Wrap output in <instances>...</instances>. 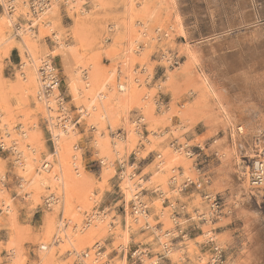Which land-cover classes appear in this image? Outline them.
I'll return each mask as SVG.
<instances>
[{"label":"rangeland","instance_id":"obj_1","mask_svg":"<svg viewBox=\"0 0 264 264\" xmlns=\"http://www.w3.org/2000/svg\"><path fill=\"white\" fill-rule=\"evenodd\" d=\"M48 1L43 31L32 24L29 0L20 7L25 14L12 4L5 14L0 1V14L11 22L0 26V138L10 130L0 146V264H84L90 251L100 254L93 264H206L213 244L223 252L222 264H264V196L245 193L242 178L251 177L258 150L238 144L244 137L232 141L183 50L187 44L196 50L198 71L233 93L235 74L264 70V0H172V7L168 0H76L75 10ZM174 14L185 38L172 27ZM28 27L35 35L25 45L20 28ZM31 54L42 81L37 78V88L20 76ZM54 73L59 86L46 90ZM117 76L134 86L129 95L116 91ZM100 88L105 112L90 104ZM36 91L52 93L54 111L38 103ZM49 112L71 123L72 133L60 142L63 169L77 173L68 175V216L59 201L48 204L57 196L47 182L31 183L45 161L49 172H58ZM233 143L236 156L223 161L222 149ZM13 145L19 155L8 148ZM188 179L201 188H184ZM204 193L221 198L218 220L206 218ZM96 217L103 221L88 236L87 222ZM79 221L85 225L79 236L75 228L68 232ZM49 226L69 233L72 243L54 244L42 262Z\"/></svg>","mask_w":264,"mask_h":264},{"label":"bare ground","instance_id":"obj_2","mask_svg":"<svg viewBox=\"0 0 264 264\" xmlns=\"http://www.w3.org/2000/svg\"><path fill=\"white\" fill-rule=\"evenodd\" d=\"M1 3L3 0H0ZM57 2V1H60V0H51V3L52 2ZM64 2H67V6L70 7L71 10H75L76 9V6H74V3L76 2V0H63ZM71 1V2H70ZM169 1V4L170 6L172 7L173 6V2L172 0H168ZM251 2V1H250ZM33 4V2H31ZM37 3V2H36ZM11 4L12 6L15 7V10L16 9H21L22 6L23 7H27L28 6V0H7L6 2H4V5L7 7V8H4V12L5 14L7 13L6 12V9L7 11H9L8 8L11 7ZM30 4V3H29ZM51 5V4H50ZM77 5V4H76ZM3 6V5H2ZM169 6V7H170ZM21 7V8H20ZM29 7V6H28ZM48 7V5L45 6V8ZM45 8H41V9H32L33 10V13L35 14L34 16H36V18H32L33 21H32V24L35 25V22H36V26L38 27V29H41L43 27H45L46 25H49V21L45 19L43 20H40L41 19V16L45 15L46 13L49 12V8H47V10H44ZM29 9V8H28ZM167 9V8H166ZM25 10V9H24ZM11 11V9H10ZM9 11V12H10ZM14 12V9L12 10ZM22 11V9H21ZM20 11V12H21ZM26 11V10H25ZM28 12V11H27ZM80 12V11H79ZM23 14H25L23 11H22ZM53 14H56L55 12H52ZM81 13V12H80ZM79 14V13H78ZM83 14V13H81ZM80 14V15H81ZM2 15V16H1ZM12 16V15H11ZM58 16V15H57ZM241 16V15H240ZM243 16V15H242ZM25 17V16H24ZM29 19L30 17L27 16ZM33 17V16H32ZM46 17V16H45ZM14 18V17H13ZM240 19V18H239ZM39 20V21H38ZM173 22H174V30L176 32V35H178L179 37H182V38H185V30L182 26V23L180 21V18L174 14L173 15ZM11 23L10 20L8 19V14L7 15H4V14H0V26H7L8 27V24ZM59 24V23H58ZM241 24L243 25V22H241ZM250 24V23H249ZM234 25V24H233ZM250 26V25H249ZM2 27V28H3ZM21 27V26H20ZM247 27V26H246ZM30 27L28 28H24V29H21L20 28V31H21V34L19 32H17V34H20L21 36L23 35L24 37L23 38H20L21 41L24 42V44L26 45L29 41H30V37L33 35H35V32L30 30L29 29ZM47 28V27H46ZM143 28V27H142ZM141 28V29H142ZM171 28V27H170ZM1 29V28H0ZM5 29V28H4ZM140 29V28H139ZM253 29V28H252ZM51 30V29H50ZM254 30V29H253ZM43 31V30H42ZM41 31V32H42ZM47 31V30H46ZM142 31V30H141ZM139 31V32H141ZM249 31V30H248ZM2 33V32H1ZM4 33V32H3ZM2 33V34H3ZM6 33V32H5ZM252 34V33H251ZM14 35V34H13ZM41 35V34H40ZM254 37L256 36L254 33L252 34ZM20 36V37H21ZM258 36V34H257ZM9 37V36H8ZM13 37V36H12ZM33 37V36H32ZM157 37V36H156ZM17 38V37H16ZM150 38V37H149ZM149 38L147 39V41L149 40ZM258 38V37H257ZM39 39V38H38ZM251 39V38H250ZM254 39V38H253ZM7 41V39L5 40ZM55 41V40H54ZM151 41V40H150ZM154 42V41H153ZM59 43V42H58ZM23 44V45H24ZM29 44V43H28ZM32 45V43H31ZM59 45V44H58ZM61 45V44H60ZM30 48V47H29ZM184 49V53H185V56H186V59H187V64L192 68L193 71H197L198 75H199V78L198 80L200 79L201 80V85L200 88H202L203 91H205V95H207L209 97V99L212 101V104L213 106L216 108L217 112L219 113V116H221L222 118V121L224 122V125L225 127H227V129L225 128V130H228L229 131V134L232 141L234 142V140H236L235 138H237L238 140L241 139L242 137L245 138V141H240L238 144H240L242 142V144H244L243 142H246L245 145L247 144L246 147H248L249 149H257L259 155L255 156L254 158H256V160H254V166H256V164L258 163H263L264 165V141L262 139V137H264V109H261V107L259 106L258 107V104H263L264 103V70H260V72H257V70L259 69H254L253 71L251 72H243L241 71V73L239 74H235L233 77H231V79L229 80V86L228 88H231L233 89V93H228L225 91V89L223 87H219L217 85H215L206 75L203 74V72L201 71H198V68L200 67V65L202 66V64H200V54H198V52L196 50H194L192 47H190L188 44L187 45H184L183 47ZM138 49V48H137ZM21 51V50H20ZM30 51V49H29ZM31 53V52H30ZM29 53V54H30ZM164 55V53H163ZM28 57V56H27ZM163 57V56H162ZM30 59V62H28V64L26 65H30L28 66V72H26V75L25 73L22 75V73L20 74V76L23 78V79H27L29 80V83H31L34 87H38L37 85V80L39 79V75L37 77V73L38 71L36 70L37 68V62L35 60V58L33 57V55L31 54L29 57ZM26 60V59H25ZM24 60V61H25ZM167 60V59H166ZM25 65V64H24ZM42 65V64H41ZM255 66V65H254ZM263 66V65H262ZM24 67V66H23ZM259 67V66H257ZM261 67V66H260ZM25 68V67H24ZM39 68V67H38ZM246 68V67H245ZM201 69V68H200ZM236 69V68H235ZM247 69V68H246ZM203 70V69H202ZM120 71V70H119ZM117 72V70H116ZM122 72V71H121ZM124 73V72H123ZM126 74V73H125ZM124 74V75H125ZM119 75V74H118ZM19 76V77H20ZM118 77V76H117ZM197 77V75H196ZM38 78V79H37ZM123 78V76L121 77ZM22 79V80H23ZM87 79V78H86ZM117 84L115 85L116 86V91L118 92H121V93H126L129 95L130 93V88H134V86L130 87L129 85H125V83H123L124 81L121 80L119 77L117 78ZM127 79H128V75H127ZM130 79V78H129ZM219 79V78H218ZM40 80V79H39ZM220 80V79H219ZM116 81V80H115ZM123 81V82H122ZM131 81V79H130ZM42 81L40 80V83ZM219 82V81H218ZM22 83V82H21ZM130 83V82H129ZM42 84V83H41ZM87 84V83H86ZM31 85V86H32ZM132 85V84H131ZM30 86V87H31ZM32 86V87H33ZM94 86V85H93ZM107 86V84L105 85ZM114 86V84H113ZM36 87V88H37ZM104 87V86H103ZM31 89V88H30ZM108 89V87H107ZM114 89V88H113ZM33 90V89H32ZM31 90V91H32ZM101 90V92H98L96 94H94V97L92 98V101L90 102V104L92 103V106L94 107L95 105L98 106L100 108L101 111H104L105 112V105H104V102H105V96H103L101 93L103 92L102 91V88L99 89V91ZM104 90V88H103ZM115 91V90H114ZM134 91V90H133ZM37 92V91H36ZM132 92V91H131ZM236 92V93H235ZM33 93V92H31ZM44 95V94H43ZM52 93L50 95H48L47 97H42L41 94L39 92H37V101L38 103H42L46 106L47 110L50 111L55 109V105H53V95ZM125 95V94H124ZM93 96V95H92ZM34 97V96H32ZM36 97V95H35ZM109 97H107L108 99ZM105 99V100H104ZM35 100V99H34ZM209 100V101H210ZM36 101V102H37ZM39 103V104H40ZM55 104V103H54ZM95 104V105H94ZM264 105V104H263ZM44 106V107H45ZM43 107V108H44ZM91 107V106H90ZM97 108V107H96ZM95 108V109H96ZM263 108V107H262ZM42 109V108H41ZM91 109V108H90ZM89 109V110H90ZM44 110V109H43ZM46 110V109H45ZM46 110V111H47ZM56 111V110H55ZM82 112V111H81ZM84 112V111H83ZM88 112V110H87ZM50 114L52 112H49ZM53 115L51 116H48L47 115V118H48V125L50 127V130L52 132H54L52 135L54 136V143H55V160L53 162V164H55V166L58 168V172H49V170L47 169L48 168V161H45L43 162L41 165H39L37 168H36V171H42L41 174H38V178L36 179V177H34V180L31 178V183H37L38 181L40 183H43L47 182V184H49L51 188H53V190L55 191L54 193V196H57L55 198H53L51 196V199H50V203L48 204H55V201H59L62 208L65 210L66 208H68V204H71L68 203L70 199L68 198V191L71 190L69 188H71L70 186V181L68 180L69 177L68 175L70 176L72 173H74L75 171L74 170H70L69 166H68V169L72 172L69 174H67L66 172V169L64 170L63 168H66V164L65 166H63L62 164V161H61V154H60V150L62 148V144H60V142H63V139H65V136L67 133H70L71 132V123H65V124H61V121L59 118H61V116H56L54 115V113H52ZM56 114V113H55ZM83 114V113H82ZM147 114V113H146ZM218 115V114H217ZM147 116V115H146ZM46 120V118H45ZM57 127V131H54L56 130L55 128ZM73 127V126H72ZM5 133H3V135L1 136L0 139H2V143L0 144L1 147H4L5 143L3 141L4 138L6 137H9L10 136V130L8 128H4L3 130ZM26 131V130H25ZM72 133V132H71ZM23 137H26L27 135L25 133H21ZM17 135V134H16ZM15 135V136H16ZM12 136V135H11ZM13 137V136H12ZM63 138V139H62ZM24 139V138H23ZM234 139V140H233ZM121 140V139H120ZM220 142V141H219ZM13 143V142H12ZM59 143V144H58ZM217 144V143H216ZM219 144V143H218ZM217 144V145H218ZM234 144L236 146V143H233L231 147H229V150L227 151L226 149H222V150H225V152H223L222 154H220V157L224 160H227L228 157H235L236 156V152H237V147H234ZM22 145V144H20ZM24 145V144H23ZM170 146V145H169ZM254 146H257V147H254ZM8 148H12L15 152L18 153L19 155V152H18V149H16L13 146H10ZM170 148V147H169ZM244 148V146H243ZM23 149V148H22ZM170 150V149H169ZM221 150V148H220ZM220 152V153H221ZM16 153V154H17ZM28 154V153H27ZM166 154V153H165ZM26 155V154H25ZM28 156V155H27ZM166 156V155H165ZM26 157V156H25ZM170 158V157H169ZM70 162V165L73 166L74 163H72L70 160L68 161V163ZM230 162V161H229ZM67 163V164H68ZM32 166H30L28 168V170L32 169L31 168ZM72 168V167H71ZM74 168V167H73ZM74 171V172H73ZM27 172V171H26ZM31 173V172H30ZM33 174H34V171H33ZM37 174V173H36ZM76 172L72 175H75L76 176ZM183 174V173H182ZM184 175V174H183ZM126 176V175H125ZM174 176V175H172ZM72 177V176H71ZM123 178V177H122ZM243 191L245 193H249V192H254V194H256V196L258 198L260 197H263L264 196V184L262 186H254L251 184L250 182V175L248 173H245L243 175ZM126 180H129V176H126L125 178ZM29 180H30V177H29ZM125 180V181H126ZM175 180V179H174ZM189 180V179H188ZM37 181V182H36ZM136 181V180H135ZM29 182V181H28ZM129 182V181H128ZM27 183V182H26ZM135 183V182H134ZM22 184H24L22 182ZM37 184H34V186H36ZM39 187V184L37 185ZM43 186V185H42ZM125 186V185H124ZM22 187V185H21ZM41 187V186H40ZM39 187V188H40ZM48 187V188H49ZM43 188V187H42ZM124 187H122V190ZM41 189V188H40ZM130 189V188H129ZM72 191V190H71ZM130 192V190H129ZM124 193V191H123ZM70 194V193H69ZM72 194V193H71ZM70 194V195H71ZM132 194V193H131ZM138 194V193H137ZM250 194V193H249ZM69 195V196H70ZM212 195V194H211ZM72 196V195H71ZM132 196V195H131ZM135 195H133L134 197ZM162 196V195H161ZM170 196V195H169ZM137 199V198H136ZM135 199V200H136ZM160 201V200H158ZM139 202V201H138ZM140 203V202H139ZM137 204V202H136ZM10 206V205H9ZM50 206V205H49ZM142 206V205H141ZM144 207V206H143ZM139 208V207H138ZM140 209V208H139ZM137 209V210H139ZM6 211V210H5ZM8 211V210H7ZM67 212V216L70 215L68 214L70 209L68 208L67 210H65ZM137 214H140L141 216V219L143 218H147L146 215H145V212L144 210H139ZM135 215V214H134ZM203 215V214H202ZM66 216V215H65ZM90 218V217H89ZM101 217H96L95 219V223L93 224V222L89 221L87 222V226L90 225V229H87L86 231V235L90 236L94 231L95 228H98L101 221H103L102 219H100ZM135 218V217H134ZM136 222L139 220V218H135ZM209 220V219H208ZM146 221V219H145ZM52 222V221H51ZM50 222V223H51ZM127 222V221H126ZM129 222V221H128ZM133 222V221H132ZM49 223V224H50ZM53 223V222H52ZM89 223V224H88ZM142 224V222H140ZM71 224V223H70ZM138 224V223H137ZM77 225V226H76ZM143 225V224H142ZM48 226V225H47ZM72 228H70L69 231L73 230L75 228V232H76V235L79 236L81 230L85 229V225L84 227L82 228L81 225H80V221L74 225H71ZM144 226V225H143ZM142 226V227H143ZM138 227V226H137ZM141 227V228H142ZM140 228V227H139ZM205 228V227H204ZM113 229V228H112ZM111 229V230H112ZM210 229V228H209ZM206 230V229H205ZM110 231V230H109ZM166 232V231H165ZM209 232V230L206 231V234ZM90 234V235H89ZM205 235V234H204ZM211 235V234H210ZM163 236V235H162ZM209 236V235H208ZM46 240L44 242V244H41V247H40V250L41 251H45L47 252L46 255L42 256L41 261L42 262H45L47 260V255H50L51 253V248H53L52 246H54V244L57 245H62V242L64 241V243H70L71 245V235L67 232H63L62 234L60 233V230L57 229H52L51 226H49L46 230ZM158 237V236H157ZM160 238V237H159ZM210 239V237L208 238ZM51 240V242H50ZM53 240L55 242H53ZM83 239L81 238H77L76 241L80 242L82 241ZM205 240V239H204ZM215 240V239H214ZM217 243V242H216ZM215 243V244H216ZM162 244V242H161ZM65 245V246H66ZM163 245V244H162ZM63 246V245H62ZM60 247V246H59ZM216 247V246H214ZM62 248H65V247H62ZM168 248V247H167ZM39 250V249H38ZM75 250V253L78 254L79 251H77L78 249H74ZM169 254V253H168ZM84 257L83 258H86L85 259V263L84 264H93V263H96L98 261V259L100 258V254L97 255V253L95 252H92L90 251L89 253H85L83 254ZM139 255V254H138ZM165 255V254H164ZM198 257V256H197ZM39 259V260H40ZM201 259V258H199ZM214 259L215 260V256H212L208 259L209 262L207 261L206 264L210 263L213 264L214 263ZM40 262V261H39ZM46 264V263H44ZM104 264V263H102Z\"/></svg>","mask_w":264,"mask_h":264},{"label":"built area","instance_id":"obj_3","mask_svg":"<svg viewBox=\"0 0 264 264\" xmlns=\"http://www.w3.org/2000/svg\"><path fill=\"white\" fill-rule=\"evenodd\" d=\"M6 1L7 0H3V2H6ZM32 1H34V0H29L30 10L31 9L36 10V9L45 8V6L48 5V3H49L48 0H35L34 3L31 4ZM1 5L2 4L0 3V7H2ZM9 11H10V9H9ZM54 75H55V73H54ZM55 77L56 78H54V80H50L49 84L45 85L46 90H50L52 86L58 88L59 79L57 78V74L55 75ZM250 181H251L252 185L257 186V187L262 186L264 184V165H263V163L260 162V163L256 164V166H254L252 163ZM188 185H194L196 187V189H200L202 186L201 183H198V182L193 183L190 180H186V182L184 183V188ZM202 196H203V199L205 201H207V203H208V212L206 214V218L209 219L210 222L218 220L221 217V215L223 214V203H222L221 198L217 195H211L209 193H204ZM132 208H133V206H132ZM200 217L202 218L203 216L200 215ZM198 221L202 222V221H205V219H199ZM208 242L211 244L214 243V242H211L210 240ZM214 246L215 245L213 244L212 253H211L212 258H213V256H215V260L212 259V260H214L213 264H222L223 263L222 262L223 261L222 260L223 252H222L220 246H218V247L217 246L214 247ZM208 262H209V260H208ZM208 264H211V262Z\"/></svg>","mask_w":264,"mask_h":264}]
</instances>
